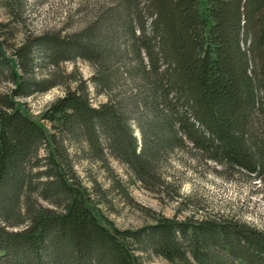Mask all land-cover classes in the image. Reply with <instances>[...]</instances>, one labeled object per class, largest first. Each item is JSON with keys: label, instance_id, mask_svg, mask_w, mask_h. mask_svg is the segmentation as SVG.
<instances>
[{"label": "trees", "instance_id": "obj_1", "mask_svg": "<svg viewBox=\"0 0 264 264\" xmlns=\"http://www.w3.org/2000/svg\"><path fill=\"white\" fill-rule=\"evenodd\" d=\"M25 2L2 0L12 19ZM4 43L0 264H142L143 252L180 264H264V227L230 217L105 226L70 151L101 162L126 195L110 158L127 167L129 185L161 187L159 166L176 149L264 182V0H112L78 31L27 33L8 54ZM76 58L91 65L88 78L60 70ZM89 84L106 99L94 105ZM55 86L64 92L41 114L47 129L18 100Z\"/></svg>", "mask_w": 264, "mask_h": 264}, {"label": "rangeland", "instance_id": "obj_2", "mask_svg": "<svg viewBox=\"0 0 264 264\" xmlns=\"http://www.w3.org/2000/svg\"><path fill=\"white\" fill-rule=\"evenodd\" d=\"M25 1L22 14L12 19L0 0V23L6 24L0 30L3 34L0 38L5 42L3 46L7 54L12 46L22 42L27 33L34 36L47 31L65 34L80 30L112 0ZM73 69H77L82 78H88L92 73L91 65L81 58L67 60L60 65V70L66 73ZM75 76L76 79L79 77ZM75 76L68 78L71 87L74 86ZM89 85L94 105L106 99L105 95L96 94ZM8 86L9 82L0 81V90ZM63 89V86H55L19 99L18 106L49 129V123L41 119V114L50 102L63 94ZM134 130L135 135L140 137L135 125ZM70 151L75 158L77 173L91 191L90 207L98 220L109 228L136 229L154 223L155 218L161 216L195 220L204 215L230 217L256 228L264 227V182L252 178L243 170L225 169L215 161L204 160L194 148L176 149L167 154L159 166L166 182L161 187L153 182L144 186L139 181L129 185L127 167L110 158L109 165L121 179L128 195L112 187L114 180L101 162L82 159L80 150L74 147ZM141 259L142 264H180L177 260L170 262L152 252L141 253Z\"/></svg>", "mask_w": 264, "mask_h": 264}]
</instances>
